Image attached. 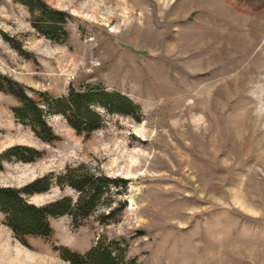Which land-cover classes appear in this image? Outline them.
<instances>
[{
	"label": "rangeland",
	"instance_id": "obj_1",
	"mask_svg": "<svg viewBox=\"0 0 264 264\" xmlns=\"http://www.w3.org/2000/svg\"><path fill=\"white\" fill-rule=\"evenodd\" d=\"M6 79L37 103L103 89L135 107L94 103L101 125L77 132L43 106L47 142ZM0 87V187L51 175L27 197L44 205L77 200L65 172L117 183L27 244L0 211V264H71L59 249L99 240L133 264H264V0H0ZM16 146L42 155L3 157Z\"/></svg>",
	"mask_w": 264,
	"mask_h": 264
},
{
	"label": "trees",
	"instance_id": "obj_2",
	"mask_svg": "<svg viewBox=\"0 0 264 264\" xmlns=\"http://www.w3.org/2000/svg\"><path fill=\"white\" fill-rule=\"evenodd\" d=\"M57 16L53 18L54 21L58 18ZM5 82L8 84L7 90L19 101V105L12 109L15 117L28 125L41 140L47 142H53L58 137L54 135L45 119L46 111L43 106L47 107L48 112L62 114L77 132H91L101 125L102 119L93 108L94 103L101 104L108 111L118 113H128L130 107H135L126 96L103 89L70 90L66 97L37 103L17 88V83L8 79ZM9 152H16V156L23 161H32L42 155V152L30 147L16 146L3 157ZM55 181L60 185L65 183L76 189L77 200L72 203L69 197H63L44 205L29 202L27 198L29 195L49 188L51 175L37 178L21 188L0 187V211L5 216L4 222L22 243L27 244V236L50 237L53 234V228L49 223L50 217L69 213L76 221L83 211L92 209L101 202V198L112 183L117 184L108 177H95L92 173L71 175L65 172L55 177ZM113 214L114 209H111L107 215H103V218L110 219ZM59 250H61L60 256L71 264H133L134 262L125 259L124 251L120 247L115 249L104 247L102 240H99L87 254H80L66 248Z\"/></svg>",
	"mask_w": 264,
	"mask_h": 264
}]
</instances>
